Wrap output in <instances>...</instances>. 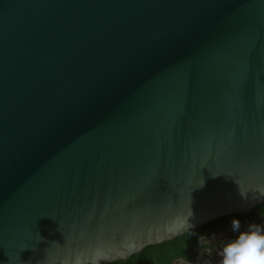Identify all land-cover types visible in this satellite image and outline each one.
I'll use <instances>...</instances> for the list:
<instances>
[{"label": "water", "instance_id": "water-1", "mask_svg": "<svg viewBox=\"0 0 264 264\" xmlns=\"http://www.w3.org/2000/svg\"><path fill=\"white\" fill-rule=\"evenodd\" d=\"M264 202V0H0V264H106Z\"/></svg>", "mask_w": 264, "mask_h": 264}, {"label": "flooded vegetation", "instance_id": "flooded-vegetation-1", "mask_svg": "<svg viewBox=\"0 0 264 264\" xmlns=\"http://www.w3.org/2000/svg\"><path fill=\"white\" fill-rule=\"evenodd\" d=\"M245 214L218 217L197 228H191L189 232L184 231L180 237L164 241L166 243L163 245H148L153 247L120 260L122 262L106 264H219V252L223 245L238 235L231 227L233 219L240 221V231H246L250 224L264 225V212L255 215L249 211Z\"/></svg>", "mask_w": 264, "mask_h": 264}, {"label": "clouds", "instance_id": "clouds-1", "mask_svg": "<svg viewBox=\"0 0 264 264\" xmlns=\"http://www.w3.org/2000/svg\"><path fill=\"white\" fill-rule=\"evenodd\" d=\"M231 227L238 235L223 245L219 264H264V225L250 224L240 231V221L233 219Z\"/></svg>", "mask_w": 264, "mask_h": 264}, {"label": "trees", "instance_id": "trees-1", "mask_svg": "<svg viewBox=\"0 0 264 264\" xmlns=\"http://www.w3.org/2000/svg\"><path fill=\"white\" fill-rule=\"evenodd\" d=\"M263 204H264V202H262V203H260V204H258V205H256V206H254L251 210H250V212H253V213H255V215H259L260 213H263L264 212V207H263ZM263 207V208H262ZM241 215H246V214H241ZM192 230V229H191ZM190 229L189 230H186V232H189V231H191ZM180 237V236H179ZM164 243H166V242H163V243H160L159 245H163ZM154 246H157V245H154ZM149 247H153V246H146V247H144L143 249H142V251L143 250H146L147 248H149ZM137 254H132L130 257H133V256H136ZM115 262H122V261H120V260H118V261H115Z\"/></svg>", "mask_w": 264, "mask_h": 264}]
</instances>
